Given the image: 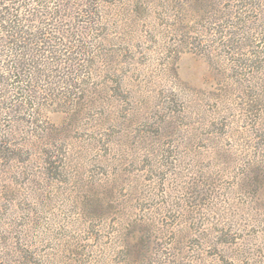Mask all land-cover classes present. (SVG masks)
I'll use <instances>...</instances> for the list:
<instances>
[{
	"label": "rangeland",
	"instance_id": "rangeland-1",
	"mask_svg": "<svg viewBox=\"0 0 264 264\" xmlns=\"http://www.w3.org/2000/svg\"><path fill=\"white\" fill-rule=\"evenodd\" d=\"M65 4L60 94L0 103V264H264V0Z\"/></svg>",
	"mask_w": 264,
	"mask_h": 264
},
{
	"label": "trees",
	"instance_id": "trees-1",
	"mask_svg": "<svg viewBox=\"0 0 264 264\" xmlns=\"http://www.w3.org/2000/svg\"><path fill=\"white\" fill-rule=\"evenodd\" d=\"M65 1L0 0V103H5L7 100L15 101V107L10 109L11 112L25 113L28 111L27 104L30 102V106H28L32 112L29 113L32 114L31 117L34 115L33 118L36 119V116H41L40 112L43 107L41 105H45L41 103V100L57 97L60 94L59 87L63 86L61 83L65 82V80H55L57 79L56 75L52 72L62 68L64 65V63L62 64L63 57L75 66L74 59L72 61L67 59L69 56L66 57L72 48L71 45H68V42H71L69 41L70 37L65 36L60 25L57 33L61 34L62 37H50L45 21L52 16L60 15L63 12V7L64 10L66 8ZM89 4L91 5L92 2L90 1ZM77 41L81 42L80 39ZM80 48L82 50L77 49L76 55L84 56L83 61H80L81 66L89 53H87L86 48ZM89 68L90 72L93 73V65ZM76 70L84 71L82 67ZM37 71L39 73L50 71L53 74L51 77L55 81L49 83V89H52V92H48L47 89L44 90L46 96L41 94V91H37L40 88L39 84L36 85L38 83L36 80ZM33 75L35 76L33 77ZM42 76L39 78L40 81ZM66 84L72 86L77 83L73 84L68 80ZM85 85H87V89H84L83 86V92H89L93 85H90V82L85 83ZM70 103L68 101L66 104ZM85 105L82 100H78L74 110L81 112ZM32 123L35 124L36 122L32 121Z\"/></svg>",
	"mask_w": 264,
	"mask_h": 264
}]
</instances>
